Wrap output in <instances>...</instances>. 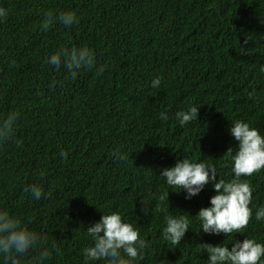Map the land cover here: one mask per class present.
Wrapping results in <instances>:
<instances>
[{"label": "trees", "instance_id": "16d2710c", "mask_svg": "<svg viewBox=\"0 0 264 264\" xmlns=\"http://www.w3.org/2000/svg\"><path fill=\"white\" fill-rule=\"evenodd\" d=\"M0 7L8 13L0 18V120L20 114L0 142V211L46 238L52 256L43 264H107L88 262L84 249L94 244L87 227L113 212L148 244L133 264H208L202 243L264 244V220L255 219L264 169L242 177L253 189L252 220L230 236L204 233L196 217L216 194L212 183L185 199L160 176L187 158L215 166L217 180L229 182L238 150L232 124L241 120L264 136V0H0ZM49 11L74 12L79 23L45 32ZM62 47H88L95 66L73 79L63 64L46 63ZM192 106L198 118L181 126L176 113ZM118 148L123 161L113 156ZM32 185L42 189L39 200L24 191ZM141 202L166 211L145 215ZM181 214L189 231L172 245L162 236L165 217ZM36 255L18 258L32 264Z\"/></svg>", "mask_w": 264, "mask_h": 264}, {"label": "clouds", "instance_id": "9594fccd", "mask_svg": "<svg viewBox=\"0 0 264 264\" xmlns=\"http://www.w3.org/2000/svg\"><path fill=\"white\" fill-rule=\"evenodd\" d=\"M7 10L0 7V18L7 16ZM61 22L65 27L79 23L74 12H62L54 15L51 11L46 13L41 22V29L48 31L54 23ZM245 45L248 41H244ZM46 63L59 68L61 64L76 78L79 69L93 68L95 66L94 53L88 47L68 48L62 47L46 58ZM104 68L96 69V75L100 76ZM264 72V67L261 68ZM161 84L160 78L152 81V87L157 88ZM249 98L255 100V89L249 94ZM198 109L195 106L187 111L176 113V118L181 126L198 118ZM20 118L17 111L9 112L7 117L0 120V142L9 139L14 132L16 122ZM161 119L167 120L166 113H161ZM230 135L238 142L237 151L231 157L233 162L232 171L234 178L225 182L217 180V169L213 165L204 162L195 163L187 158L177 160L174 166L161 169L160 176L166 178V184L170 188H176L179 193L183 190L185 199H191L198 195L204 187L212 183L215 195L210 198V206L201 208L196 215L201 222V230L206 234L243 233L252 220L253 189L249 181L242 177H251L264 169V136L258 129L248 123L237 120L230 128ZM22 141H18V146ZM231 148L227 152H230ZM113 156L121 161L127 157L121 149H116ZM31 191L32 195L39 200L42 189L32 185L24 189ZM169 192L161 194L158 199L161 204L168 200ZM145 215L154 212L166 211L159 204L154 208L147 202H141ZM166 227L163 229V239L172 245H179L189 231V220L186 215H166ZM257 221L264 220V207L255 212ZM87 233L92 238L93 246L84 249V256L88 262L104 259L107 264H133V261L143 259L142 250L148 246L147 242L140 238L139 231L132 224L123 221L122 216L113 212L102 215L99 222L87 227ZM47 240L35 231L23 227L21 221L10 216L6 211H0V255L4 258V264H21L18 257L25 255L31 250H37L32 264H43L52 256V250L47 246ZM59 254V249L53 244ZM201 251L208 254V264H264V244L255 239L245 238L242 242H232V247L202 243ZM127 257V258H125Z\"/></svg>", "mask_w": 264, "mask_h": 264}]
</instances>
